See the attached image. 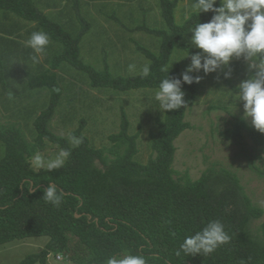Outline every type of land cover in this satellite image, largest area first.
Listing matches in <instances>:
<instances>
[{"label":"trees","instance_id":"1","mask_svg":"<svg viewBox=\"0 0 264 264\" xmlns=\"http://www.w3.org/2000/svg\"><path fill=\"white\" fill-rule=\"evenodd\" d=\"M177 4L178 0H160L161 15L169 31L147 30L162 38L158 55L141 49L149 60V76L112 77L107 67L99 73L79 59V43L87 25L73 37L36 10L30 0H0V11L36 24L63 45L52 62L47 60L50 68L38 75L27 74L30 89L47 88L51 92L49 105L33 121V141L28 142L15 126L0 128L4 146L0 159V246L28 238L48 239L43 249L19 264H47L51 253L75 261L85 259L88 264H107L110 255L122 257L129 253L143 255L147 264H264V221L257 233L252 229L263 211L252 204L235 174L224 168H210L194 181L187 175L174 177V143L191 129L184 120L186 111L197 102L198 83L182 84L186 105L165 110L157 130L149 133L153 156L145 164L135 160L140 133H129L123 111L119 131L108 137L111 146L107 148L89 145L81 134L83 121L72 133L83 137L79 147L49 129L59 103V94L53 87L58 88L55 71L61 63L87 74L92 88L156 91L166 78L163 69L168 67L174 48H182L190 55L197 52L181 44V39L191 26L207 22L213 13H192L178 26L174 21ZM215 6H219V0ZM168 76L179 77V68H169ZM244 131L264 153V135L242 120L223 131L222 137L241 144ZM46 142L70 151L62 168L51 172L31 168V158ZM255 171L264 176V172ZM50 184H55L61 194L58 206L42 197ZM216 219L231 238L227 244L207 255H175L186 236Z\"/></svg>","mask_w":264,"mask_h":264},{"label":"rangeland","instance_id":"2","mask_svg":"<svg viewBox=\"0 0 264 264\" xmlns=\"http://www.w3.org/2000/svg\"><path fill=\"white\" fill-rule=\"evenodd\" d=\"M34 8L44 13L53 23L73 37L87 25L79 43V59L99 73L106 71L112 77L142 75L149 60L141 49L158 55L161 36L147 30L169 31L163 21L160 0H30ZM195 0H178L174 11L175 24L180 26L193 13ZM34 31H42L13 13L0 11V128H19L28 142L35 137L34 119L49 105L51 92L47 88H29L27 74L38 75L50 68L54 56L63 45L53 41L46 47L39 64H33L31 48L24 41ZM191 32L181 39V44L191 46ZM194 48V47H192ZM195 50L200 51L197 48ZM182 48H174L169 68L178 67L180 73L190 63V56ZM231 76L223 72L204 75L198 83L200 92L196 104L186 111L185 122L191 129L184 131L175 141L173 170L175 178L187 175L197 180L210 168H224L235 174L254 206L263 211L262 217L253 223L257 233L264 221V153L244 131L241 144L222 137L238 120L253 128L250 118L243 116V101L237 99L239 83L252 75L247 62L241 57L230 62ZM58 76V107L50 122L51 132L68 139L81 121V134L96 149L111 146L108 137L119 131L122 111L129 122V133L139 132L138 154L135 160L145 164L153 152L149 146V133L158 128V120L164 117L154 98L155 91L148 89L119 92L109 87L92 88L90 78L83 71L61 63L55 71ZM197 73H193L196 75ZM55 90V91H56ZM264 135V133H262ZM69 140V139H68ZM60 147L46 142L37 153L54 158ZM4 146L0 142V159ZM31 162V161H30ZM31 168H33L31 164ZM34 169V168H33ZM36 170V169H34ZM47 238H28L0 246V264H19L26 256L44 248ZM47 264H88L51 253Z\"/></svg>","mask_w":264,"mask_h":264},{"label":"clouds","instance_id":"3","mask_svg":"<svg viewBox=\"0 0 264 264\" xmlns=\"http://www.w3.org/2000/svg\"><path fill=\"white\" fill-rule=\"evenodd\" d=\"M217 2L218 0H195L191 5L192 12L196 15L201 12L213 13L207 22H197L190 27L191 46L200 51L191 55L188 52L183 57L190 56V63L179 77L169 78V66L163 69L167 75L159 82L154 98L160 110L180 109L186 105L182 84L199 83L202 76L198 73L201 71L207 75L227 69L223 75L226 79L230 78V62L242 57L253 74L239 83L236 96L243 101L244 118H250L252 127L264 133V0H219V6H215ZM49 43L50 37L44 31H34L24 41L25 46L33 50V64L41 62ZM141 74L148 77L150 66L145 65ZM68 139L73 147H79L83 143V137L70 133ZM70 154L65 149H61L54 158L36 153L31 158V164L36 170L46 169L51 172L62 168ZM42 197L54 206L61 203V194L55 184L48 185ZM230 239L223 223L218 219L211 220L200 231L186 236L175 255H207L220 245L227 244ZM107 264H147V260L143 255L129 253L122 257L110 255Z\"/></svg>","mask_w":264,"mask_h":264},{"label":"water","instance_id":"4","mask_svg":"<svg viewBox=\"0 0 264 264\" xmlns=\"http://www.w3.org/2000/svg\"><path fill=\"white\" fill-rule=\"evenodd\" d=\"M56 90V89H55ZM56 92H58V90H56Z\"/></svg>","mask_w":264,"mask_h":264}]
</instances>
